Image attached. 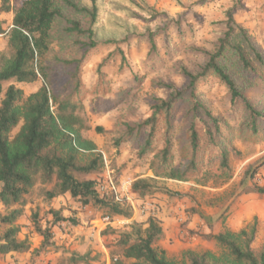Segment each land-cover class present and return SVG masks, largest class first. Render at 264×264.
Segmentation results:
<instances>
[{"label":"trees","instance_id":"1","mask_svg":"<svg viewBox=\"0 0 264 264\" xmlns=\"http://www.w3.org/2000/svg\"><path fill=\"white\" fill-rule=\"evenodd\" d=\"M64 1L88 16L86 26L78 19L66 18L67 26L58 30L62 13L55 0H23L16 9L12 0H1L0 10H14V16L8 29L0 27V34L7 37L6 50H0V264H4L1 258L10 253L31 251L29 237H20L23 226L18 219L37 190L43 196L48 218L43 225L39 208L31 216L32 231L42 237L40 246L32 249L34 264H39L36 257L54 246V226L67 219L78 223L65 216V208L55 206L60 196L69 194L74 202L90 206L102 217L130 218L134 214L133 204L126 197L114 189L99 190L106 159L98 144L84 134L91 125L82 100L83 67L102 44L99 31L108 5L105 0H87L82 6L73 0ZM110 1L115 9L128 15L137 6L134 0ZM241 7V0H234L223 11V18L214 22L222 25L223 31L212 50L196 49L205 56L197 69L180 68L186 78L181 88L172 85L167 98H155L151 117L135 124L121 122L118 131L112 132L113 147L133 141L140 157L155 152L149 166L152 175L136 178L132 183L135 197L146 199L164 193L181 198L185 194L170 188L165 181H189L208 166L216 165L220 175L231 176L227 123L201 99L200 85L209 77L218 78L232 105L244 104L249 113L244 131L256 134L261 130L259 121H264V114L250 102L245 90L255 75L264 71V49L249 29L236 20ZM107 42L117 43L112 39ZM105 61L97 67L99 77ZM40 79L41 87L29 94L15 83ZM5 83H9L6 88ZM180 103L185 105L181 121L185 125L177 129L174 107ZM160 122L164 123L162 132ZM96 131L105 132L101 126ZM263 167L264 156L249 164L216 202L219 210L207 223L211 231L193 232L214 242V249L189 248L180 256H170L160 245L165 238L162 221L150 215L127 226H107L103 234L114 235L110 264H264V248L258 254L253 246L257 219L238 230H212V224L224 220L241 195H264V183L258 177ZM68 254V264H92L90 251L81 254L72 250Z\"/></svg>","mask_w":264,"mask_h":264},{"label":"rangeland","instance_id":"2","mask_svg":"<svg viewBox=\"0 0 264 264\" xmlns=\"http://www.w3.org/2000/svg\"><path fill=\"white\" fill-rule=\"evenodd\" d=\"M55 1L62 13V18L57 22L58 30L63 31L67 26L66 18L78 19L83 26L88 24L89 18L85 13H78L66 5L64 0ZM73 1L81 6L87 3V0ZM196 1L134 0L137 6L133 8L134 13L128 15L115 9L110 0H105L108 9L99 31L102 44L83 67L85 91L82 100L91 125V129L84 131V134L98 144L106 159V169L99 176V181H112L121 195L125 194V181L133 182L136 178L152 175L149 166L155 152L140 157L133 141L123 143L120 148L113 147L112 132L118 131L121 122L135 124L151 117L155 98H167L172 85L181 88L186 83L180 68L184 66L195 70L204 62V54L196 49L214 48L224 28L214 22L221 20L223 11L234 2L207 0L199 4L194 3ZM22 2L12 0L13 9ZM241 4L242 7L235 14L236 20L249 29L255 41L264 49V0H241ZM13 16L14 10H0V27L8 29ZM109 39L117 43H108ZM6 48L7 37L0 34V50L5 51ZM103 60L106 61L101 68L102 76L99 77L97 67ZM15 83L29 94L41 87L42 79L34 83ZM8 85L5 83L4 88ZM200 90L202 101L227 123L226 150L231 176L220 175L221 170L216 165L208 166L189 181H165L170 188L185 194L183 197L155 193L154 197L147 199L155 198L160 202L158 204L168 208L178 206L185 212L199 214L207 224L208 218L219 210L216 202L220 195L230 189L249 164L264 156V121H259L262 127L258 133L244 131L249 113L243 103H230L225 87L216 76L203 82ZM245 95L264 114V71L255 75ZM2 97L3 94L0 95V101ZM184 111L185 105L182 103L174 107V124L177 129L185 125L181 123ZM97 126L103 127L105 132L98 133ZM159 126L162 132L164 123L160 122ZM258 177L264 183V167ZM30 201L18 223L23 226L20 237L28 236L31 241V251L10 253L1 258L4 264H34L32 249L40 246L42 237L32 231L31 216L39 208L43 225L48 217L39 190L31 195ZM133 201L141 208L145 206V199L136 196ZM55 206L65 208V216L78 220V223L73 224L67 219L54 226V246L36 257L35 261L39 264H68V252L74 250L81 254L90 251L92 264H102L104 261L110 264L109 252L114 235L103 234L108 225L101 222V213L94 212L90 206L82 207L69 194L60 196ZM2 211L3 205L0 203V214ZM255 219L258 221V233L253 246L259 254L264 248V195H241L227 217L212 224V230H238L253 223ZM113 226L120 227L119 224ZM203 248L214 249L215 246L204 242L197 243L191 249Z\"/></svg>","mask_w":264,"mask_h":264},{"label":"crops","instance_id":"3","mask_svg":"<svg viewBox=\"0 0 264 264\" xmlns=\"http://www.w3.org/2000/svg\"><path fill=\"white\" fill-rule=\"evenodd\" d=\"M158 203L160 202L155 198H146L145 211H142L143 209L133 202L134 214L130 219L132 222L144 221L150 215L157 216L162 221L165 232V238L160 245L168 251L170 256H180L183 250L195 248L197 243L206 242L214 245V242L204 240L201 235L193 234L197 230H200L201 234L211 231L199 214L185 212L178 206L168 208Z\"/></svg>","mask_w":264,"mask_h":264},{"label":"built area","instance_id":"4","mask_svg":"<svg viewBox=\"0 0 264 264\" xmlns=\"http://www.w3.org/2000/svg\"><path fill=\"white\" fill-rule=\"evenodd\" d=\"M132 180H127V182H124L123 185V189L125 190V194H120L116 188V186L113 184V182H100L99 183V190L101 192H104L105 190H107L108 188L110 189H114L116 191V193H119L121 196L126 197L130 202H134L133 201V194L131 193V186H132ZM145 206H143V210L145 211ZM101 222L104 223V225H120V226H127L130 225L132 223V220L130 218L127 217H123V216H114L113 218H111L110 216H104L101 218Z\"/></svg>","mask_w":264,"mask_h":264}]
</instances>
